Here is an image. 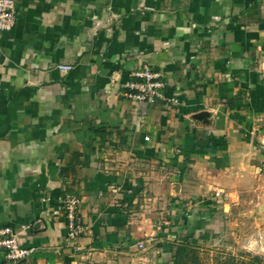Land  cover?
Returning <instances> with one entry per match:
<instances>
[{"label": "crops", "instance_id": "obj_1", "mask_svg": "<svg viewBox=\"0 0 264 264\" xmlns=\"http://www.w3.org/2000/svg\"><path fill=\"white\" fill-rule=\"evenodd\" d=\"M15 1L0 230L34 249L27 264H172L188 232L264 216V0ZM147 65L165 82L154 105L126 87ZM71 194L87 227L75 241Z\"/></svg>", "mask_w": 264, "mask_h": 264}, {"label": "rangeland", "instance_id": "obj_2", "mask_svg": "<svg viewBox=\"0 0 264 264\" xmlns=\"http://www.w3.org/2000/svg\"><path fill=\"white\" fill-rule=\"evenodd\" d=\"M200 227L181 243L189 247L188 264H245L253 258L264 262L263 215L249 213L246 207L230 213L223 228Z\"/></svg>", "mask_w": 264, "mask_h": 264}, {"label": "built area", "instance_id": "obj_3", "mask_svg": "<svg viewBox=\"0 0 264 264\" xmlns=\"http://www.w3.org/2000/svg\"><path fill=\"white\" fill-rule=\"evenodd\" d=\"M17 24V5L15 0H0V33L11 32ZM61 70L70 71L69 66H61ZM134 81L126 87L130 98L140 104L154 105L163 98L162 89L165 82L161 72L149 65L133 74ZM148 140V138H147ZM222 192H216L221 197ZM63 211L68 228V238L78 240L87 233V227L80 212L81 200L77 194L68 195L63 201ZM145 249L144 244L139 245ZM0 249L5 252L6 264H27L34 249L26 248L20 243L19 233L10 228L0 230Z\"/></svg>", "mask_w": 264, "mask_h": 264}, {"label": "trees", "instance_id": "obj_4", "mask_svg": "<svg viewBox=\"0 0 264 264\" xmlns=\"http://www.w3.org/2000/svg\"><path fill=\"white\" fill-rule=\"evenodd\" d=\"M188 246L181 244L178 247L175 248L174 255L170 256V263L172 264H188L186 259V253L188 251ZM245 264H264L261 259L259 258H253L248 261V263Z\"/></svg>", "mask_w": 264, "mask_h": 264}]
</instances>
